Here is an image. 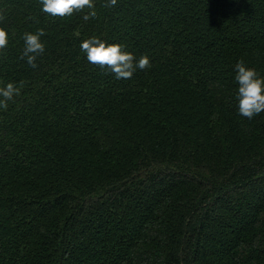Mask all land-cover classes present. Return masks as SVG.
Returning <instances> with one entry per match:
<instances>
[{
    "label": "trees",
    "instance_id": "16d2710c",
    "mask_svg": "<svg viewBox=\"0 0 264 264\" xmlns=\"http://www.w3.org/2000/svg\"><path fill=\"white\" fill-rule=\"evenodd\" d=\"M93 3L0 0V87L20 88L0 108V264H264V112L239 114L235 80L241 60L264 78V0ZM92 37L151 67L116 79Z\"/></svg>",
    "mask_w": 264,
    "mask_h": 264
},
{
    "label": "clouds",
    "instance_id": "9594fccd",
    "mask_svg": "<svg viewBox=\"0 0 264 264\" xmlns=\"http://www.w3.org/2000/svg\"><path fill=\"white\" fill-rule=\"evenodd\" d=\"M118 0H107L105 7L112 8L117 5ZM42 11L48 16L65 18L74 13L82 12L85 8L92 9L83 17L84 20L96 18L97 13L93 0H40ZM5 20V15L0 12V22ZM38 22V21H37ZM45 35L44 29H39L35 34L25 33L23 35L24 49L21 59L27 60V63L36 68V60L45 51V45L41 42V37ZM8 45V33L0 28V50ZM81 51L86 54L89 63L99 66L101 69L107 68L116 79H131L133 73L139 70H145L151 67L148 56L142 55L138 61H135L133 54L122 50L119 44H106L97 37L84 40L80 44ZM238 82V111L239 114L247 119L264 112V78L259 73L245 66L241 60L235 65ZM23 81H21V87ZM20 94V88L13 83H8L6 87H0V108L7 109L8 101L14 96Z\"/></svg>",
    "mask_w": 264,
    "mask_h": 264
}]
</instances>
